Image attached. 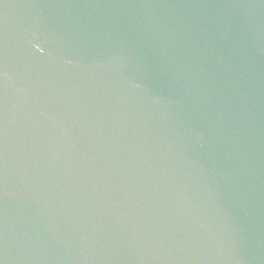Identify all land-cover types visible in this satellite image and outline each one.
Masks as SVG:
<instances>
[{
    "label": "water",
    "instance_id": "95a60500",
    "mask_svg": "<svg viewBox=\"0 0 264 264\" xmlns=\"http://www.w3.org/2000/svg\"><path fill=\"white\" fill-rule=\"evenodd\" d=\"M0 264H264V0H0Z\"/></svg>",
    "mask_w": 264,
    "mask_h": 264
}]
</instances>
